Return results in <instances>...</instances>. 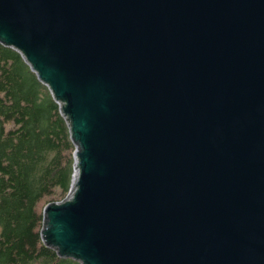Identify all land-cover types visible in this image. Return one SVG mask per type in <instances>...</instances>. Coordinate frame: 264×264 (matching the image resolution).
I'll return each instance as SVG.
<instances>
[{
	"label": "water",
	"instance_id": "water-1",
	"mask_svg": "<svg viewBox=\"0 0 264 264\" xmlns=\"http://www.w3.org/2000/svg\"><path fill=\"white\" fill-rule=\"evenodd\" d=\"M0 43L60 105L80 264H264V0H0Z\"/></svg>",
	"mask_w": 264,
	"mask_h": 264
},
{
	"label": "trees",
	"instance_id": "trees-1",
	"mask_svg": "<svg viewBox=\"0 0 264 264\" xmlns=\"http://www.w3.org/2000/svg\"><path fill=\"white\" fill-rule=\"evenodd\" d=\"M75 151L48 87L0 43V264H80L41 239L44 207L70 192Z\"/></svg>",
	"mask_w": 264,
	"mask_h": 264
},
{
	"label": "bare ground",
	"instance_id": "bare-ground-1",
	"mask_svg": "<svg viewBox=\"0 0 264 264\" xmlns=\"http://www.w3.org/2000/svg\"><path fill=\"white\" fill-rule=\"evenodd\" d=\"M77 177H78V171H76V173H75V181H76Z\"/></svg>",
	"mask_w": 264,
	"mask_h": 264
},
{
	"label": "rangeland",
	"instance_id": "rangeland-1",
	"mask_svg": "<svg viewBox=\"0 0 264 264\" xmlns=\"http://www.w3.org/2000/svg\"><path fill=\"white\" fill-rule=\"evenodd\" d=\"M43 203H44V201H42V202L39 204V207H40V206H43ZM46 206H47V205H46ZM46 206H45V207H46ZM45 207H44V208H45Z\"/></svg>",
	"mask_w": 264,
	"mask_h": 264
}]
</instances>
